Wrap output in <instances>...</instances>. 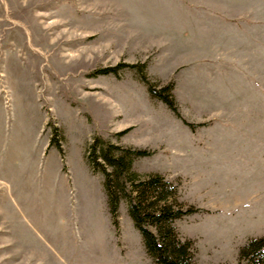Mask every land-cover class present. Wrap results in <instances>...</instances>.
<instances>
[{"label":"rangeland","instance_id":"1","mask_svg":"<svg viewBox=\"0 0 264 264\" xmlns=\"http://www.w3.org/2000/svg\"><path fill=\"white\" fill-rule=\"evenodd\" d=\"M95 138L151 152L131 169L174 182L195 264H238L264 237V0H0V264H157Z\"/></svg>","mask_w":264,"mask_h":264},{"label":"trees","instance_id":"2","mask_svg":"<svg viewBox=\"0 0 264 264\" xmlns=\"http://www.w3.org/2000/svg\"><path fill=\"white\" fill-rule=\"evenodd\" d=\"M116 69L103 68L97 74L115 73ZM148 90L152 97L162 101L180 117L173 99L172 85L159 90L150 85ZM98 143L99 139L95 138L90 146L92 154L88 159L93 171L104 175V187L114 223L117 225L118 204L120 200H125L128 215L140 232L147 253L157 264H195L189 242L180 239L173 226L174 220L191 211L174 208L170 203V198L177 190L174 182L160 175L137 179L131 169L134 159L151 155V152L112 144L102 145L96 152ZM95 153L97 156L92 159ZM99 157L103 160L102 163L97 161ZM238 264H264V237L249 239L240 248Z\"/></svg>","mask_w":264,"mask_h":264}]
</instances>
